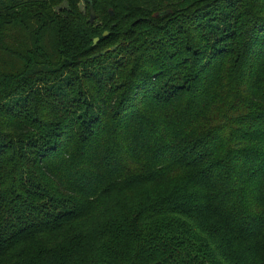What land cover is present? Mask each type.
<instances>
[{"label": "trees", "instance_id": "trees-1", "mask_svg": "<svg viewBox=\"0 0 264 264\" xmlns=\"http://www.w3.org/2000/svg\"><path fill=\"white\" fill-rule=\"evenodd\" d=\"M92 2L0 0V264H264V0Z\"/></svg>", "mask_w": 264, "mask_h": 264}, {"label": "water", "instance_id": "water-1", "mask_svg": "<svg viewBox=\"0 0 264 264\" xmlns=\"http://www.w3.org/2000/svg\"><path fill=\"white\" fill-rule=\"evenodd\" d=\"M90 2H91V4H90V12H91L90 21L92 23H95L96 22L97 15H96V12H95L94 5H93L92 0H90ZM112 14H113V12H112ZM108 34H109V31H106L104 33V36H107ZM99 40H100V37L95 38L94 44L96 45L99 42ZM109 50H112V49H109Z\"/></svg>", "mask_w": 264, "mask_h": 264}, {"label": "rangeland", "instance_id": "rangeland-1", "mask_svg": "<svg viewBox=\"0 0 264 264\" xmlns=\"http://www.w3.org/2000/svg\"><path fill=\"white\" fill-rule=\"evenodd\" d=\"M80 8L84 14H88V0H79Z\"/></svg>", "mask_w": 264, "mask_h": 264}]
</instances>
